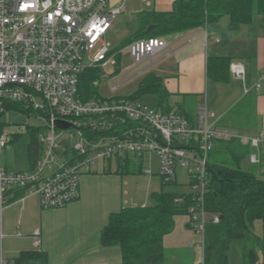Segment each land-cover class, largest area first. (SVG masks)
Instances as JSON below:
<instances>
[{
  "label": "built area",
  "instance_id": "built-area-1",
  "mask_svg": "<svg viewBox=\"0 0 264 264\" xmlns=\"http://www.w3.org/2000/svg\"><path fill=\"white\" fill-rule=\"evenodd\" d=\"M123 11V3L111 7L110 0H0V115L17 104L34 113L45 129L37 136L39 156L31 169L9 172L0 164V225L2 211L17 192L21 201L36 196L42 210L60 209L79 199L81 177L99 162H146L143 174L151 177L155 158L164 184L174 183L177 167L187 171L193 199L189 227L201 238L197 248L203 256L205 228L219 223L204 205L211 153L217 144L237 140L252 149L249 163L258 164L264 135L240 136L210 123L212 113L205 107L190 120L129 98H80L78 82L87 70L117 65L118 52L105 36ZM167 48L152 37L132 41L127 51L138 66ZM230 72L244 94L264 82L261 77L250 88L240 63H231ZM56 121L68 127L59 129ZM10 143L11 135L0 128V154ZM33 239L40 244L38 230ZM0 264L12 263L0 256Z\"/></svg>",
  "mask_w": 264,
  "mask_h": 264
},
{
  "label": "crops",
  "instance_id": "crops-1",
  "mask_svg": "<svg viewBox=\"0 0 264 264\" xmlns=\"http://www.w3.org/2000/svg\"><path fill=\"white\" fill-rule=\"evenodd\" d=\"M174 1L110 0L111 7L123 3L124 11L112 21L105 41L110 33H127L121 46L111 50L118 55L122 48L127 50L131 39L139 33L140 14L169 11ZM223 18L203 28L162 37L168 48L146 61L149 64L140 73L155 66L156 71L147 74L152 73L162 80L169 94L170 112H184L190 120H195L198 110L205 107L212 113L209 122L219 126L233 108L246 101L248 107L252 106L251 120L249 117L245 122L228 120L229 124L219 127H232L229 129L245 137L264 135V82L258 89L244 94L240 82L233 79L230 72L231 63L242 64L250 88L264 77V17L238 31L229 30V18L222 21ZM208 58L230 60L226 81L207 77ZM187 97L197 99L198 103L189 105L188 113L184 108ZM258 165V174H261L264 172V150L259 153ZM127 176L129 174L118 173L115 160L102 163L81 177L79 199L60 209H40L36 196L24 197L22 201L17 196L9 198V204L1 213L0 256L10 261L21 251L35 250L46 255L47 264H121L120 249L101 246L99 237L110 215L129 207L125 198ZM188 225L189 219L184 222L186 230H190ZM37 230L39 245L33 241Z\"/></svg>",
  "mask_w": 264,
  "mask_h": 264
},
{
  "label": "trees",
  "instance_id": "trees-1",
  "mask_svg": "<svg viewBox=\"0 0 264 264\" xmlns=\"http://www.w3.org/2000/svg\"><path fill=\"white\" fill-rule=\"evenodd\" d=\"M223 17L229 18V30L238 31L264 17V0H175L169 11L140 14L139 33L130 43L203 28ZM229 63L227 58H208L207 77L226 81ZM98 76V70L92 69L80 77L77 87L80 98L98 96L94 87ZM147 97L155 99L156 110L171 111L169 94L162 80L152 73L142 78L129 99L142 101ZM20 108L17 104L8 105L9 110ZM25 112L34 116L28 110ZM28 136L27 165L31 169L39 156V146L36 130L30 128ZM245 155V146L237 140L219 143L210 155L204 205L208 213L218 216L219 223L205 228L202 264H229L230 245L235 241L242 244L241 264H264V172L256 174L243 169L241 162ZM115 163L119 174L141 173V166L132 165L130 158ZM165 185L168 184L162 183ZM149 199L151 205L124 207L110 215L100 233L101 246L120 249L121 264H163L164 236L173 229L174 217L187 215L193 205L190 194L163 189L151 194ZM256 222L262 226L260 236L254 233ZM10 262L47 264V258L40 251L25 250Z\"/></svg>",
  "mask_w": 264,
  "mask_h": 264
},
{
  "label": "rangeland",
  "instance_id": "rangeland-1",
  "mask_svg": "<svg viewBox=\"0 0 264 264\" xmlns=\"http://www.w3.org/2000/svg\"><path fill=\"white\" fill-rule=\"evenodd\" d=\"M225 19L228 18L224 17L222 21ZM126 34L125 31H122L119 35H115L114 33L108 34L106 42L110 44V49L117 50V48L121 46L120 42ZM158 39L162 40V37ZM113 61L117 62V65L110 64L97 69L99 76L95 81L94 87L100 98H129L136 92L142 78L145 77L147 73L156 71V67L153 66L148 72L144 71L140 73L149 63L143 62L135 66L125 48L120 50V55H117V58ZM111 88H116V90L111 91ZM177 101H181V98L177 99ZM141 102H144L151 109H156V103L153 97H147ZM185 103L186 107L184 108H186L185 110H187V113L189 112V105L198 104L197 99L193 97H187ZM251 107V105L248 107L246 101H243L226 115L219 123V126H226L228 120L245 122L247 117L251 120L253 117ZM25 111L26 110L22 108L19 110L6 109L5 112L0 115V128L11 135V143L4 153L0 154V164L4 165L9 172L24 171L28 168L27 144L29 129L32 128L36 130V136L45 131L44 122L36 120L35 116L28 115ZM68 145L69 143H66L65 146L68 147ZM217 145L219 146V144ZM245 151L246 155L241 162L242 168L258 174L260 166L258 164L251 165L248 160L252 149L245 146ZM101 165L102 162L97 164L99 167ZM133 165L136 167L141 166V173L136 172L129 174L126 178L128 185L127 188H125L127 190V196L125 198L127 199L128 206H140L142 203L144 205H151L149 199L150 195L159 192L160 189H163L165 192H189V177L187 171L183 168H176L174 183L162 186L157 170V160L155 158L152 159L153 175L151 177L143 174V170L148 167L146 162L139 163L136 161ZM130 198L134 199L130 200ZM31 199L35 198L32 197ZM186 221L188 222V215H177L174 217L173 229L163 238V264H202V250L197 248V245L201 242V238L192 230H186L184 228V222ZM254 233L259 236L262 234L260 222L254 224ZM241 245L240 241L231 243L229 264H241Z\"/></svg>",
  "mask_w": 264,
  "mask_h": 264
},
{
  "label": "water",
  "instance_id": "water-1",
  "mask_svg": "<svg viewBox=\"0 0 264 264\" xmlns=\"http://www.w3.org/2000/svg\"><path fill=\"white\" fill-rule=\"evenodd\" d=\"M56 126L59 129H66L68 127V124L62 121H56Z\"/></svg>",
  "mask_w": 264,
  "mask_h": 264
}]
</instances>
